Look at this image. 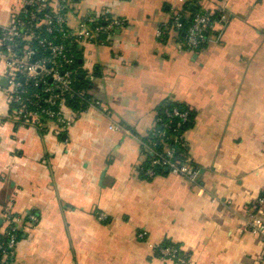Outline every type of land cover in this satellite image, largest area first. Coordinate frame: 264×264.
Here are the masks:
<instances>
[{
    "label": "crops",
    "instance_id": "crops-1",
    "mask_svg": "<svg viewBox=\"0 0 264 264\" xmlns=\"http://www.w3.org/2000/svg\"><path fill=\"white\" fill-rule=\"evenodd\" d=\"M73 2L127 21L108 45L80 49L79 73L101 105L67 101L66 132L21 125L0 85V229L6 207L36 216L20 263L179 264L153 250L169 241L182 264H264V243L244 221L264 192V0ZM19 3L0 0V28ZM187 6L213 15L197 50L174 27L158 35L175 13L189 17ZM167 101L194 113L186 138L197 183L142 173L141 141Z\"/></svg>",
    "mask_w": 264,
    "mask_h": 264
},
{
    "label": "built area",
    "instance_id": "built-area-1",
    "mask_svg": "<svg viewBox=\"0 0 264 264\" xmlns=\"http://www.w3.org/2000/svg\"><path fill=\"white\" fill-rule=\"evenodd\" d=\"M125 24L124 18L109 9L80 12L73 0H20L11 21L0 28L1 77L7 81L5 89L18 122L42 132L61 133L69 130L75 121L73 116L65 114L67 101L84 109L99 108L101 102L80 86L79 72L73 69L75 52L88 45H108L116 30ZM171 26L181 29L178 14ZM211 26L210 15L196 13L183 39L184 47L193 50L204 47L210 40ZM162 32L161 27L158 35ZM161 108L148 138L141 141L150 161L149 166L142 167V173L151 177L157 173L156 167H160L197 183L200 170L184 153L188 142L183 124L190 120L189 112ZM173 118H178L176 123ZM110 128L126 130L120 123ZM169 128L173 131L170 138L166 130ZM166 138L171 143L164 141ZM177 150L186 154V160L182 162L175 157ZM99 218L104 219V214H99ZM35 221L33 213L21 215L5 208L0 229V264H21L19 242L25 229ZM244 221L249 231L264 243V192L255 199ZM153 250L162 259L184 262L175 246L156 244Z\"/></svg>",
    "mask_w": 264,
    "mask_h": 264
},
{
    "label": "trees",
    "instance_id": "trees-1",
    "mask_svg": "<svg viewBox=\"0 0 264 264\" xmlns=\"http://www.w3.org/2000/svg\"><path fill=\"white\" fill-rule=\"evenodd\" d=\"M186 10L190 11L191 14H190L189 17L185 18V20L182 22V27H181L180 32H179V35H180V37L182 39L185 38L186 31L190 27L191 22H192V18H193V16L196 13H199L200 12V13H206V14L210 15V18H211L212 23H213V15H211L210 12L202 9L200 6L199 7L197 6L194 9L190 8V6H187L186 7ZM176 15H177L176 13L173 15V17H172L171 21L168 23V25H162L161 26L162 27V31L164 33L168 32L169 28L172 27L171 24H172L173 19L175 18ZM79 53H80V51H76L75 52V54H76V60H75V63L73 65V69H76L78 72L81 69V62H80V54ZM78 79L80 80L79 82H80V86L81 87L88 88V84H87L86 80L80 78L79 76H78ZM161 107H162L161 109H164V108H169V109L179 108L181 110H187L189 112V115H190V120L188 122H186V123L183 124V129L184 130H188V128L191 127V125L193 123V120H194V113L187 106H185L184 104L179 103V102L167 101L166 104L162 105ZM173 120L175 121L174 123H176V121L178 120V118H173ZM158 128L163 129V127H160V126H158ZM166 130H167V136L170 138V136H172V134H173V131H172L171 128L166 129ZM164 141L171 143V141L168 140V138L164 139ZM185 152L187 154V149H185L184 153ZM186 154L184 156L182 153H180L179 150H177V152L175 153V157L178 160H180V161L183 162L184 160H186ZM149 165H150V161L148 160L147 161V164H144L143 167L146 168ZM155 171L157 173L158 172H164V169L163 168H160V167H156ZM1 239H2V237H1V233H0V240ZM163 245H165V246L171 245V246H175V247L179 248V246L177 244L171 243L169 241H166L165 243H163ZM179 251H180L179 252V254H180L179 257H180L182 255V252H181V250H179ZM156 255L158 256V253H156Z\"/></svg>",
    "mask_w": 264,
    "mask_h": 264
},
{
    "label": "water",
    "instance_id": "water-1",
    "mask_svg": "<svg viewBox=\"0 0 264 264\" xmlns=\"http://www.w3.org/2000/svg\"><path fill=\"white\" fill-rule=\"evenodd\" d=\"M192 7H193V6H192ZM181 20H182V22H183V18H182ZM78 76H79L80 78H83V77H84L83 72H80ZM6 84H7L6 79H5V78H1V79H0V85H1L2 87H6Z\"/></svg>",
    "mask_w": 264,
    "mask_h": 264
},
{
    "label": "rangeland",
    "instance_id": "rangeland-1",
    "mask_svg": "<svg viewBox=\"0 0 264 264\" xmlns=\"http://www.w3.org/2000/svg\"><path fill=\"white\" fill-rule=\"evenodd\" d=\"M117 15V14H116ZM123 18V17H122ZM126 21H127V19L126 18H124ZM80 55H81V53H79Z\"/></svg>",
    "mask_w": 264,
    "mask_h": 264
}]
</instances>
